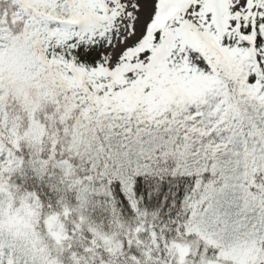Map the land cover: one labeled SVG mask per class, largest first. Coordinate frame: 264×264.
I'll return each mask as SVG.
<instances>
[{"label": "snow or ice", "instance_id": "obj_1", "mask_svg": "<svg viewBox=\"0 0 264 264\" xmlns=\"http://www.w3.org/2000/svg\"><path fill=\"white\" fill-rule=\"evenodd\" d=\"M0 264H264V0H0Z\"/></svg>", "mask_w": 264, "mask_h": 264}]
</instances>
